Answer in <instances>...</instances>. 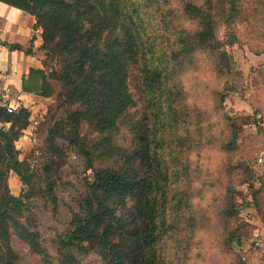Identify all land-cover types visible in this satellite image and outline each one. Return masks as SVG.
<instances>
[{
	"label": "trees",
	"instance_id": "1",
	"mask_svg": "<svg viewBox=\"0 0 264 264\" xmlns=\"http://www.w3.org/2000/svg\"><path fill=\"white\" fill-rule=\"evenodd\" d=\"M158 1L0 0L32 15L35 27L42 30V68L29 71L23 92L55 103L54 111L50 107L47 113L43 144L33 164L31 154L21 156L16 146L29 125L30 112L26 108L17 114L0 111V121L9 123L8 128H0V264H21L12 246L13 235L39 257V264H76L72 249L94 253L104 264H157L158 220L168 202L167 174L161 169L156 130L146 118L133 122L127 114L136 107L130 89L132 69L155 51L145 9ZM181 1L183 15L195 21L197 29L183 30L178 52L145 65L141 82L153 107L163 96L164 65H176L175 70L195 54L205 53L219 72L229 71L217 26L220 17L224 23L233 17L240 0ZM8 47L22 49L18 44ZM166 84L174 86L169 80ZM59 112L64 116L58 118ZM154 116L158 117L156 111ZM124 123L133 142L126 150L114 140ZM68 148L85 159L91 178L85 179L78 193V208L71 212L68 229L57 236L55 263L34 210L38 200L57 206V179ZM98 160L112 165L96 168ZM11 172L22 185L18 196L8 185ZM181 201L178 198L176 204ZM235 211L231 205L230 214ZM228 238L234 241L238 236L229 231Z\"/></svg>",
	"mask_w": 264,
	"mask_h": 264
},
{
	"label": "rangeland",
	"instance_id": "2",
	"mask_svg": "<svg viewBox=\"0 0 264 264\" xmlns=\"http://www.w3.org/2000/svg\"><path fill=\"white\" fill-rule=\"evenodd\" d=\"M144 18L155 51L132 69L130 89L136 107L127 115L133 122L146 118L156 130L161 169L167 174L168 202L158 220L157 264H253L255 244L264 241V129L258 116L264 112V60L255 59L264 54V0H240L232 18L224 23L220 17L217 38L228 58V72H219L205 53L195 54L176 71V65H164L163 96L155 107L141 82L145 65L178 52L183 30L192 33L197 24L183 15L181 0H159L145 9ZM44 103L33 113L38 125L17 144L21 156L31 154V164L40 154L49 108L54 111V99ZM125 124L114 140L126 150L133 142ZM111 165L106 160L95 163L96 168ZM87 177L91 172L86 171L85 159L68 148L57 179V206L35 202L41 237L55 263V241L68 229ZM15 183L10 180V191L18 196L22 185L19 181L18 190ZM231 205L236 209L233 215ZM229 231L238 238L230 241ZM12 246L21 264H39V257L14 235ZM72 253L76 264H104L94 253Z\"/></svg>",
	"mask_w": 264,
	"mask_h": 264
},
{
	"label": "crops",
	"instance_id": "3",
	"mask_svg": "<svg viewBox=\"0 0 264 264\" xmlns=\"http://www.w3.org/2000/svg\"><path fill=\"white\" fill-rule=\"evenodd\" d=\"M35 23L32 15L0 2V87L8 88L12 96L19 98L31 116L37 110L43 109L44 101H46L45 98L22 90L23 79L28 76L31 69H41L42 60L45 57L44 51L40 48L42 30L36 28ZM15 44L20 45L22 49L8 47V45ZM255 59L264 60V54ZM258 116L262 117L261 127L264 129V112ZM3 126L8 128L9 123L4 124L0 121V128ZM26 129L22 131L16 146L23 144L26 139L24 136ZM10 180L16 182L15 187H19L17 188L19 190V178L15 173L11 172L8 178V185L11 189ZM255 245L257 248L251 254V263L264 264V241H259Z\"/></svg>",
	"mask_w": 264,
	"mask_h": 264
},
{
	"label": "built area",
	"instance_id": "4",
	"mask_svg": "<svg viewBox=\"0 0 264 264\" xmlns=\"http://www.w3.org/2000/svg\"><path fill=\"white\" fill-rule=\"evenodd\" d=\"M22 108L24 107L19 98L12 96L8 88L0 87V111H4L7 114H17ZM37 125L38 121L30 115L29 125L27 126L26 133L24 131V136H26L27 133L32 134Z\"/></svg>",
	"mask_w": 264,
	"mask_h": 264
}]
</instances>
